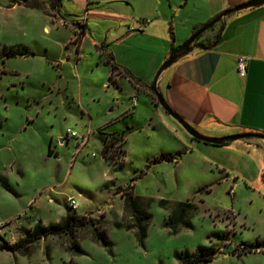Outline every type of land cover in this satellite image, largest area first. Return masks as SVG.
Listing matches in <instances>:
<instances>
[{
  "label": "rangeland",
  "instance_id": "1",
  "mask_svg": "<svg viewBox=\"0 0 264 264\" xmlns=\"http://www.w3.org/2000/svg\"><path fill=\"white\" fill-rule=\"evenodd\" d=\"M46 24L49 30L44 29ZM71 33L56 28L52 21L23 31L6 24L0 12V247L19 241L25 230L39 222L56 224L69 214L92 215L96 222L74 235L40 240L29 255L0 250V264H178L177 251L193 253L200 245L221 247L209 264H264V251L234 255L239 244L264 238V197L258 189L264 187V178L258 185L253 178L229 170L236 163L227 148L201 144L208 149L209 162L197 152L185 154L188 132H168L153 120L142 97L145 112L121 123L126 162L119 153L109 166L103 156L104 135L99 132L109 118L108 91L88 73L77 81L60 78L62 44ZM19 39L30 42L35 58L9 60L3 54L5 47L18 44ZM8 61L19 74L7 72ZM117 98L131 102L127 89ZM69 129L78 137L67 134ZM56 136H63L62 146ZM119 148L123 150L121 143ZM164 152L181 154L175 162L155 163ZM230 177L233 180L227 182ZM235 182L238 187L230 194ZM128 185H134L133 189ZM130 194L139 197L138 204L152 215L144 244L137 238L140 214L124 210L123 195ZM70 196L78 202L77 210L69 207ZM163 200L171 208L193 202L195 208L185 218L192 227L181 226L179 233H172L166 226L171 210L163 208ZM96 229L107 232L110 245L98 239ZM212 232L231 238L211 243ZM74 241L83 254L73 250Z\"/></svg>",
  "mask_w": 264,
  "mask_h": 264
},
{
  "label": "crops",
  "instance_id": "2",
  "mask_svg": "<svg viewBox=\"0 0 264 264\" xmlns=\"http://www.w3.org/2000/svg\"><path fill=\"white\" fill-rule=\"evenodd\" d=\"M248 1L62 0V12L67 24L41 10L20 5L10 8L7 0H0V12L6 24L11 23L23 31L35 29L43 21H52L58 29L71 30L70 37L62 44L64 58H59L60 78L77 81L88 73L95 77V81H101L102 87L108 91L109 118L100 130L112 128L110 133H124L121 123L145 112L140 105L143 97L154 115L153 120L156 119L173 135L186 134L180 122L159 103V93L174 113L199 133L222 139L243 134L264 136V5L232 13L216 27L208 29L197 43H212L220 34L221 39L214 48L205 50L194 46L170 66L165 65L170 60L171 52L184 45L197 28ZM144 20L150 22L140 31V23ZM79 25L86 28L84 35L76 42L77 34L81 31L78 30L81 29ZM92 26L95 31H92ZM44 29L49 30L47 24ZM17 41L18 44L7 47L24 45L30 48L28 40ZM110 54L121 69L129 71L143 86H135L129 78L119 73L113 75L108 62ZM36 56L35 53L9 57V60H30ZM242 56L249 59L245 77H241L238 71V60ZM46 60L53 68L57 67L55 60L48 57ZM9 63L6 64L9 67L7 72L19 74L20 70ZM111 76L116 84L111 82ZM152 86L154 91L150 90ZM124 89L128 90L130 103L125 104L117 98ZM188 138L190 144L183 141L188 149L184 151L185 154L197 152L204 162H209L205 154L207 147H201L204 142L193 139L190 134ZM63 139V136H56L61 146ZM54 141L55 138L50 141L51 149ZM225 143L219 146L227 148L236 163L228 169L244 175L246 179L253 178L259 185L261 177L264 178V138H244ZM125 144L126 137L124 162L127 156ZM232 180L233 177H230L227 182ZM258 189L264 197L263 185ZM236 220L235 216L237 225Z\"/></svg>",
  "mask_w": 264,
  "mask_h": 264
},
{
  "label": "trees",
  "instance_id": "3",
  "mask_svg": "<svg viewBox=\"0 0 264 264\" xmlns=\"http://www.w3.org/2000/svg\"><path fill=\"white\" fill-rule=\"evenodd\" d=\"M8 6L10 8L14 6H24L30 9H36L43 11L46 15L53 19L62 20L64 24H67L66 16L62 12V0H7ZM221 15V14H220ZM220 15H218L216 18H214L209 23L203 25L201 28H197V33L200 31L203 27L208 26L211 24L215 19H217ZM81 27V31L77 34L76 42L80 40V38L85 33V25H79ZM217 24L213 25L209 29H213L216 27ZM171 34L173 35L172 29ZM204 35L201 34L195 42L190 46L188 52L194 47V46H200L205 50H210L214 48L220 41V34L217 36L216 40L209 44H198L197 42L202 38ZM180 48L174 49L170 54V59L177 55ZM3 54L7 57H15V56H27V55H35L33 51H31L30 48L24 45H17L13 47H5L3 49ZM108 62L112 66L113 75L115 73H119L122 76H125L129 78V80L137 87H142V83L139 79L134 77L129 71L121 69V67L115 62V59L112 54L108 57ZM111 82L113 84H116L114 81V77L111 76ZM151 91H154V86L150 87ZM105 129L100 130L99 132L104 135L103 140V156L105 161L112 166V160L117 156V154L120 153L123 157H125L126 153L124 149H116V146L118 143H121L122 146H124V133H106ZM123 143H122V142ZM224 143L223 145H225ZM114 153V154H113ZM49 154L52 155V150L50 149ZM113 154V155H112ZM181 152H178L176 154L173 153H162L158 157L155 158V163H160L163 161L168 162H174L177 160V156L180 155ZM144 174V173H142ZM107 185V184H106ZM134 185H128L127 188L133 189ZM121 189V188H120ZM123 198L125 200V207L124 210L126 213L130 212L132 209L135 211L136 214H140L138 221V227L140 229V233H137V238L141 244H144L146 238H147V229L150 224V221L152 219V215L148 213L143 206H140L138 203H140V198L135 197L134 195L130 194L128 196H124ZM163 208L171 210L170 217L168 218L166 222V226L171 229L172 233L176 234L179 233L181 230V226H185L187 228H191L192 224L190 221H185V218L188 216L189 212L193 210L194 203L191 201L188 202H181L176 204L175 207L171 208L170 202L167 200L162 201ZM140 207V208H139ZM95 220L93 219L92 215H77V214H69L56 223L51 225H44L42 222H39L35 225L34 228L25 230L23 233L22 238L13 243L9 244L7 242L4 243L0 247V250H9L13 253H19L21 255H29V252L33 245H35L38 241L52 237V236H62L65 234H72L87 228L90 225H95ZM130 228L129 230H131ZM96 232L98 233V239L102 240L104 242L105 246H108L111 244V241L108 237L107 232L104 230L96 229ZM211 243L213 239H218L221 241L229 242L231 235L229 236L227 233L224 232H212L208 235ZM75 247H73V250H76L78 254H83L84 251L81 248V245L74 241ZM221 251V247L216 246H206V245H200L197 247L196 251L191 253L189 251H177L175 253V258L178 261V264H209L212 262L218 253ZM257 251H264V238H258L255 242H244L237 246V248L234 251V255H237L239 257L257 252Z\"/></svg>",
  "mask_w": 264,
  "mask_h": 264
},
{
  "label": "water",
  "instance_id": "4",
  "mask_svg": "<svg viewBox=\"0 0 264 264\" xmlns=\"http://www.w3.org/2000/svg\"><path fill=\"white\" fill-rule=\"evenodd\" d=\"M264 5V0H250L242 5H239L237 7H234L232 9H228L225 12H223L217 19H215L211 24H209L206 27H203L200 31L195 33L184 45H182L179 49V52L176 56L172 57L167 63L166 67L170 66L174 61L182 57L183 55L188 53V50L190 46L195 42V40L203 33H205L210 27L213 25L219 23L224 17H227L228 15L239 12L241 10L249 9V8H254ZM157 98L159 100V103L161 106L174 118H176L180 124L184 127V129L191 135V137L197 141L204 142L207 144H212V145H222L223 143L227 141H237L240 139L244 138H252V137H260L264 138V136L259 135V134H243V135H231L222 139L219 138H213V137H207L199 133L196 129H194L189 123H187L185 120H183L178 114L174 113V111L169 107L167 102L165 101L164 97L157 93Z\"/></svg>",
  "mask_w": 264,
  "mask_h": 264
},
{
  "label": "built area",
  "instance_id": "5",
  "mask_svg": "<svg viewBox=\"0 0 264 264\" xmlns=\"http://www.w3.org/2000/svg\"><path fill=\"white\" fill-rule=\"evenodd\" d=\"M149 20H144L140 23V31L143 30L145 28V26H147L149 24ZM132 30H135V28H131ZM248 57L247 56H242L239 58L238 60V71L241 77H245L247 75L248 72ZM134 105H136V99H134ZM67 134H69L72 137H78V134L72 130H68ZM238 187V183H234V185L230 188L229 192L231 194H235V190ZM69 207L73 210H77L78 209V202L76 201V199H74L73 197H70L69 199Z\"/></svg>",
  "mask_w": 264,
  "mask_h": 264
}]
</instances>
